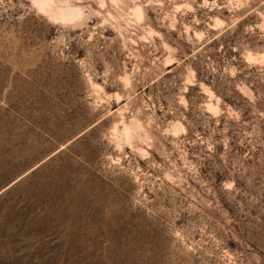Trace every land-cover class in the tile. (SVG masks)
I'll list each match as a JSON object with an SVG mask.
<instances>
[{"label":"rangeland","instance_id":"obj_1","mask_svg":"<svg viewBox=\"0 0 264 264\" xmlns=\"http://www.w3.org/2000/svg\"><path fill=\"white\" fill-rule=\"evenodd\" d=\"M0 264H264V0H0Z\"/></svg>","mask_w":264,"mask_h":264},{"label":"bare ground","instance_id":"obj_2","mask_svg":"<svg viewBox=\"0 0 264 264\" xmlns=\"http://www.w3.org/2000/svg\"><path fill=\"white\" fill-rule=\"evenodd\" d=\"M125 80H126V79H125ZM125 83H126V81H125ZM126 129H127V128H126ZM126 129H125V130H126ZM140 130H141V129H140ZM127 132H128V131H127ZM122 133H123V132H122ZM126 134H127V133H126ZM124 135H125V134H124ZM125 136H126V135H125Z\"/></svg>","mask_w":264,"mask_h":264}]
</instances>
